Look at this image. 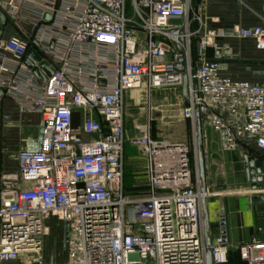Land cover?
I'll return each mask as SVG.
<instances>
[{
	"label": "built area",
	"instance_id": "obj_1",
	"mask_svg": "<svg viewBox=\"0 0 264 264\" xmlns=\"http://www.w3.org/2000/svg\"><path fill=\"white\" fill-rule=\"evenodd\" d=\"M202 11V0H0L7 22L34 30L0 39V87L42 118L35 148L2 180L0 264H46L51 218L70 226L63 264H206L202 200L211 194L201 192L198 166L194 177L189 146L153 140L148 129L128 138L126 128L128 93L174 88L195 148L199 108L205 145L212 131L223 151L248 139L264 156V84L221 75L225 64L208 50L221 52L225 34L209 30ZM234 35L264 50L263 25ZM32 46L54 70L46 82L25 64ZM128 144L145 157L146 191L135 195ZM229 246L220 218L214 264H227ZM238 249L246 264H264V238Z\"/></svg>",
	"mask_w": 264,
	"mask_h": 264
},
{
	"label": "crops",
	"instance_id": "obj_2",
	"mask_svg": "<svg viewBox=\"0 0 264 264\" xmlns=\"http://www.w3.org/2000/svg\"><path fill=\"white\" fill-rule=\"evenodd\" d=\"M202 8L206 27L213 31L222 30L225 34L224 38H219L216 41L222 47L221 52L208 50L210 59H218L225 64L221 75L233 81L263 85L264 50H258L254 40L237 38L234 35V30L264 26V0H202ZM33 35L32 27L28 25L23 28L13 26L0 13V39L8 40L14 37L31 39ZM34 49V46L30 48L25 61L33 56V51L37 54ZM38 81L42 82L39 79ZM162 91L164 89L154 90L150 97L151 102L153 94L158 97ZM141 92L128 93L126 100L135 98ZM41 126V116L23 111L18 98L7 92L0 96V192L3 177L17 174V155L22 151L35 148ZM208 132L211 134L210 143H215L221 150L222 136L212 131ZM207 143L206 135V146ZM221 151L225 153L228 161L236 160L239 163L238 158H242V161L237 170L230 168L226 173H223L222 178L232 182V184H223L225 192L215 194L210 201L207 200L210 221L209 236L212 243H215L218 237L219 220L223 215L230 245L232 248H239L250 242L252 238H264V202H255L252 199L255 192L252 191L250 179L247 178L244 161L245 155L262 158L264 156L255 149L253 141L248 139L242 144H238L234 150ZM133 173L136 174V171ZM210 185L211 187L220 186V184ZM260 192L264 194V190ZM52 221L65 223L51 218L49 228ZM70 233L69 226L68 243ZM67 260L63 263H66Z\"/></svg>",
	"mask_w": 264,
	"mask_h": 264
},
{
	"label": "rangeland",
	"instance_id": "obj_3",
	"mask_svg": "<svg viewBox=\"0 0 264 264\" xmlns=\"http://www.w3.org/2000/svg\"><path fill=\"white\" fill-rule=\"evenodd\" d=\"M151 103V104H150ZM154 107L152 111L150 108ZM126 128L128 138L142 135L148 129L151 138L157 141L171 143H184L190 148V160L193 174L196 178L197 153L195 148V135L193 125L184 120L181 113V98L179 90L174 88L164 89L157 97L153 94L152 102L150 95L142 91L133 99L126 100ZM210 133L207 132V146L204 147V156L208 163V176L210 192L209 201L215 194H223V184H232L229 179L222 178L230 168L238 169L240 162L228 161L225 153L215 143H210ZM243 165V164H242ZM229 167V168H228ZM145 157L141 151L133 146L127 145L125 172L127 175V188L130 193L146 191V179L144 176ZM136 171L135 178H132ZM137 183V184H134ZM210 184H220L211 187ZM227 191V190H226ZM69 225L52 221L50 223L49 235L45 238L43 258L46 264L63 263L68 256V233ZM227 264H245L239 255L237 247L229 246Z\"/></svg>",
	"mask_w": 264,
	"mask_h": 264
},
{
	"label": "water",
	"instance_id": "obj_4",
	"mask_svg": "<svg viewBox=\"0 0 264 264\" xmlns=\"http://www.w3.org/2000/svg\"><path fill=\"white\" fill-rule=\"evenodd\" d=\"M197 3L200 4L201 0H197ZM49 19V18H48ZM198 52L200 53V41H197ZM33 56L28 58L25 61L26 66L31 69L35 76L42 82H46L47 78L52 76L53 68L41 57H39L34 51L32 52ZM184 98L187 100V84L184 85ZM5 93V90L0 87V96ZM81 125V116L79 113L74 114L73 116V127L79 129ZM195 130H196V153H197V166H198V175L202 183L201 192L203 194L207 193L209 185V176H208V163L207 159L204 156V147H205V135L203 130V123L201 120L200 109L196 108L195 111ZM258 158V159H257ZM246 165V174L247 178L250 179L251 189L255 194L252 195V199L255 202H264V194L260 191L264 190V158L258 156H248L245 155L244 158ZM203 226H204V239L206 246V264H214L212 260V240L209 236L210 231V221H209V211L207 208V200L203 198ZM220 218L224 219L222 215Z\"/></svg>",
	"mask_w": 264,
	"mask_h": 264
},
{
	"label": "trees",
	"instance_id": "obj_5",
	"mask_svg": "<svg viewBox=\"0 0 264 264\" xmlns=\"http://www.w3.org/2000/svg\"><path fill=\"white\" fill-rule=\"evenodd\" d=\"M136 175H139V173L138 174H132V178L134 179ZM126 181H127V175H126ZM126 184H127V182H126ZM134 184H137V183H134ZM126 189H127V192L129 194H133V195L143 192V191H140V192H136V193H130L129 192L130 190H128L127 186H126Z\"/></svg>",
	"mask_w": 264,
	"mask_h": 264
}]
</instances>
